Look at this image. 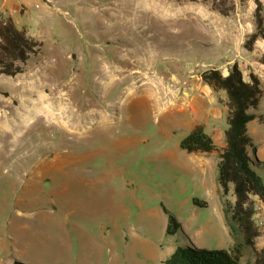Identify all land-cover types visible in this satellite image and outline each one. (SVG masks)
Instances as JSON below:
<instances>
[{
    "label": "rangeland",
    "instance_id": "1",
    "mask_svg": "<svg viewBox=\"0 0 264 264\" xmlns=\"http://www.w3.org/2000/svg\"><path fill=\"white\" fill-rule=\"evenodd\" d=\"M25 2L11 14L41 46L0 74V264H160L162 206L202 247L227 248L216 172L189 171L186 131L164 110L182 74L226 71L213 21L254 24V0ZM251 198L258 249L264 201Z\"/></svg>",
    "mask_w": 264,
    "mask_h": 264
},
{
    "label": "trees",
    "instance_id": "2",
    "mask_svg": "<svg viewBox=\"0 0 264 264\" xmlns=\"http://www.w3.org/2000/svg\"><path fill=\"white\" fill-rule=\"evenodd\" d=\"M206 1V0H202ZM215 5V0H211ZM254 30L247 34L243 46L251 50L256 38L264 40L263 16L260 0H254ZM41 42L19 28L9 15L0 13V74L13 76L23 71V64L33 54L39 52ZM264 63V53L259 57ZM203 83L214 91L224 92L226 128L224 129V147L218 152L216 180L220 186L224 221L232 238L228 248H206L193 244L184 233L177 216L165 206V234L176 236L178 243L164 264H240L244 249H251L252 264H264V246L255 248L254 240L259 234L254 218V202L251 197L264 201V161L248 153L253 147L246 124L254 117H260L255 110L262 95L260 81L253 73L247 80L234 62L226 73L207 68L200 73ZM180 148L187 152H209L215 149L211 136L202 125L189 130L180 140ZM231 190L233 201L227 195ZM199 207L206 201L193 198ZM12 264H31L15 259Z\"/></svg>",
    "mask_w": 264,
    "mask_h": 264
},
{
    "label": "crops",
    "instance_id": "3",
    "mask_svg": "<svg viewBox=\"0 0 264 264\" xmlns=\"http://www.w3.org/2000/svg\"><path fill=\"white\" fill-rule=\"evenodd\" d=\"M25 1L26 0H0V13H2L3 15H9L13 19L16 26L22 29H24L25 21L24 20L17 21L16 19H14L11 12H19V13L24 12L26 8ZM21 9H23L22 12H20ZM263 11H264V7H263ZM213 22L217 30L224 37V40L227 44L226 53L228 54L226 61L227 64L226 71L224 69L225 68L224 66L221 67L213 66V67L217 68L223 73H226L227 70L230 68V66L234 62H236L242 72L243 79L247 80L248 73L251 72L254 75H256L260 81L262 95L258 101V105L255 110L258 114H260V117L256 116L250 121H248L246 124V131L248 135L251 137L254 145L253 147L248 148V153L255 155L258 160L264 161V147L260 149L257 147L259 143L264 144V63L259 61V57L261 56L262 53H264V40L260 37L256 38V40L253 43L252 49L247 50L243 46V41L245 36L254 30V24L252 21L241 20V18L238 17L235 22H233V20L230 19L229 20L215 19ZM232 23L234 27L230 29V25ZM263 26H264V15H263ZM179 83H175L174 89H172L173 96L170 99V102L172 104L171 106L167 107L166 110H164L165 115H167L169 119L177 123L178 127L175 126V128H177L178 130H185L186 133L189 130H191L194 126L198 124L202 125L204 131L211 136L216 148L209 152H199V151L187 152L183 149L188 155L189 166H192L190 167L189 171L197 172L202 175H204L207 170H210L211 172L215 170L216 172L218 152L225 145L224 129L227 126L225 119L227 108L223 101L224 92L221 90L219 91L212 90L207 84L202 82L200 78V74H197L196 72H192V71H190L189 73L182 74V78L180 79ZM211 116L214 118V120L206 123L205 119ZM215 178H216V173H215ZM216 190L220 194L219 185L216 187ZM253 198L255 197L253 196ZM221 204H222V197H221ZM206 206H207V202H206ZM222 215L224 221L223 204H222ZM224 224L226 226L225 221ZM181 227L184 233L188 236L189 240L196 246L199 247L202 245L201 241H206L196 233L187 232L184 228L185 227L184 224L182 223H181ZM164 233H165V226H164ZM169 236H171L170 241L168 243L169 247L163 252L160 253L159 248L151 247V254H153L154 251V255L157 256L160 264H164V260L171 254L176 244L179 242L176 236L173 235H169ZM230 243L232 244L231 236H230V242L228 244ZM145 245L143 243V246ZM230 245L228 247H230ZM143 246H141L142 249L143 248L145 249V247ZM250 262L252 264L253 255Z\"/></svg>",
    "mask_w": 264,
    "mask_h": 264
},
{
    "label": "built area",
    "instance_id": "4",
    "mask_svg": "<svg viewBox=\"0 0 264 264\" xmlns=\"http://www.w3.org/2000/svg\"><path fill=\"white\" fill-rule=\"evenodd\" d=\"M35 5H37V4H35ZM15 11V10H14ZM210 68H214L213 66L212 67H210ZM214 69H217V68H214Z\"/></svg>",
    "mask_w": 264,
    "mask_h": 264
}]
</instances>
